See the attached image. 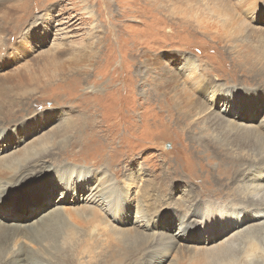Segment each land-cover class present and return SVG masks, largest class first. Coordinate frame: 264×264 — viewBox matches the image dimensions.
Masks as SVG:
<instances>
[{"label": "rangeland", "instance_id": "obj_1", "mask_svg": "<svg viewBox=\"0 0 264 264\" xmlns=\"http://www.w3.org/2000/svg\"><path fill=\"white\" fill-rule=\"evenodd\" d=\"M154 1L0 4V159L47 142L46 166L92 172L85 180L73 169L52 172L2 196L0 227L8 230L0 235L1 263L264 264V209L246 205L260 193L258 183L264 201V0H229L223 14L238 22L223 31L211 30L209 21L225 18L213 3L210 16L205 2L162 0L169 8L162 12ZM195 16L200 22L192 23ZM186 61L222 92L209 112L183 124L167 112L166 95L176 103L186 91L206 104L188 81ZM81 68L87 75H77ZM214 131L228 143L216 151L200 146ZM102 172L119 193L105 208L108 228H132L144 211L152 222L148 245L117 247L115 236L55 215L86 198L88 188H75L93 189ZM165 245L175 246L167 256Z\"/></svg>", "mask_w": 264, "mask_h": 264}, {"label": "bare ground", "instance_id": "obj_2", "mask_svg": "<svg viewBox=\"0 0 264 264\" xmlns=\"http://www.w3.org/2000/svg\"><path fill=\"white\" fill-rule=\"evenodd\" d=\"M154 1V0H153ZM157 2V5L160 4V7L158 8V10H161L162 12H165L167 9L166 4H164L162 2V0H155ZM154 1V3H155ZM182 1V0H180ZM188 1H192V2H205L207 4V10L205 12V15H210L211 16V5L212 3L214 4L213 6L217 5L215 8V14L217 15V17L221 18V17H225L223 19V23H219V21L215 22H211L209 21V24H211V30L217 25H221L220 27L222 28V31L224 29H226L227 27H229L230 24H232L233 26L237 25L236 20L234 19H230L227 15H225V13L223 14L224 8L227 4L229 6V0H188ZM254 0H240L241 3L243 2H253ZM231 2V1H230ZM239 2V4H240ZM1 3H5V0H0V4ZM188 3V2H187ZM227 3V4H226ZM189 5V3H188ZM242 5V4H240ZM221 6V7H218ZM218 7V10L216 11V8ZM237 7V6H235ZM241 7V6H240ZM227 8V7H226ZM239 9V7H237ZM226 10V9H225ZM168 11V10H167ZM229 13V12H227ZM234 13V12H232ZM29 14V13H28ZM230 15V14H229ZM237 15H239L237 13ZM235 15V16H237ZM207 17H204V21H206ZM227 18H229V20H227ZM200 17L199 16H195L194 20H192L189 17H186V20H192V23L194 22H200L199 21ZM236 19V18H235ZM242 19V18H241ZM240 19V20H241ZM241 23V22H240ZM243 23V22H242ZM239 25V24H238ZM233 26H230V28H232ZM244 26V25H243ZM242 27V24H241ZM216 28V27H215ZM219 28V27H218ZM217 28V29H218ZM224 28V29H223ZM220 29V28H219ZM235 29V28H234ZM241 29V28H240ZM243 29V28H242ZM213 31V30H212ZM215 31V30H214ZM227 31V30H226ZM232 31V30H231ZM237 31V30H236ZM240 31V30H239ZM221 33L224 32H217L216 33V37L221 38L223 35H221ZM238 33V32H236ZM231 34V33H230ZM215 37V36H214ZM216 39V38H215ZM151 66V65H149ZM186 72L189 73V79L188 81H190L195 89V93L197 90H200L201 92L198 93H204V95H202L205 99L206 104H203V102H201V100L196 99V98H191V96L185 91V95L188 97H185V99H182V101L180 102H174L175 100H173L174 98L172 96H167L166 99V103H167V112L170 114V117H177V119H179L181 121V123L184 124V121L187 122L190 120V118H201L200 116L203 115L204 113H207V111L209 109H211L215 103L214 101L217 100V97L220 96V92L221 90H217L215 89V87L212 85L211 81H208L205 78V74L204 72H201L199 65H196L194 62H189L187 63L186 61ZM82 70H77V75H81V74H85L87 75L88 72L85 71V68H81ZM170 70V69H169ZM169 70L165 71L166 75H169L170 72ZM178 74V73H177ZM179 75V74H178ZM84 78V77H83ZM173 80V81H172ZM169 82H174L175 79H171L170 77L168 78ZM187 81V80H186ZM208 81V83H210L211 87H209L208 83L205 82ZM170 83V84H171ZM175 83V82H174ZM172 83V84H174ZM167 83H165L166 85ZM169 84V83H168ZM171 84V86H172ZM180 84V83H179ZM177 84V85H179ZM189 84V83H188ZM160 86V85H159ZM175 86V85H173ZM187 86V84H186ZM159 88V87H158ZM162 88V87H161ZM164 88V87H163ZM162 88V89H163ZM166 88V87H165ZM170 88V87H169ZM175 88V87H174ZM183 88V87H182ZM177 89V88H176ZM165 90V89H164ZM169 90V89H168ZM183 91V90H182ZM222 92V91H221ZM170 93V92H169ZM183 93V92H182ZM181 93V94H182ZM176 94V93H175ZM225 94V93H223ZM173 95V93H172ZM180 95V93L177 94V96ZM201 96V97H202ZM231 96V95H230ZM231 100H233L231 98ZM238 100V99H237ZM211 104V105H210ZM241 104V103H240ZM246 105V104H245ZM247 107V106H246ZM244 110V109H243ZM209 112V111H208ZM242 112V111H241ZM218 119V118H217ZM220 120V119H219ZM195 123V120L192 121ZM228 126L230 128V131H235V134H239L240 136L243 135V131L241 129H239L238 125H234L233 122L230 123L228 122ZM187 124V123H185ZM221 124H224L221 122ZM246 126V124H244ZM195 126V125H194ZM250 128V127H249ZM195 130V129H194ZM239 130V131H238ZM247 130V129H246ZM253 131V130H251ZM258 132V131H257ZM216 133V134H215ZM254 133V132H253ZM213 134H215L216 136L213 137L212 135H208L206 137H202V140L199 138H196L194 140H196L195 142L198 143V141L200 140V146H203L204 144L209 145V147H211V150L216 151L217 149H221L218 146L223 144H227V138L225 137V135L219 131V132H213ZM226 135H228V133H225ZM250 134V133H249ZM232 135V134H231ZM246 135V134H245ZM229 137L230 134L228 135ZM237 137H240L238 135H236ZM253 137V136H252ZM261 137V136H260ZM256 138V137H255ZM199 139V140H198ZM259 140V139H258ZM225 146V145H224ZM224 148V147H223ZM50 147H47V142L41 143L38 147L34 146V147H29L27 149H25L24 151H20L17 155L15 156H9V157H5V158H1L0 159V181H6L5 185H3L2 182H0V199L2 198V196H10L16 193V190L20 189L21 186L23 185H27L31 179H32V183L34 180H36L38 177L40 176H46L49 175L50 173L53 172V176L55 175V172L57 173L58 171H65V170H69V169H73V172L70 171L71 175H79L81 176L82 180L86 179V176H90L92 175V172H89V170L85 169V168H79V169H75V168H67V167H63L62 170H52L50 167L45 165V162L43 161V159L49 154V150ZM261 149V148H260ZM48 157V156H47ZM48 161V160H47ZM97 184L95 185L96 187H94L93 189L90 188L89 186L83 188H75V192L79 193L80 191L82 193L86 192L87 188L88 191L85 195L86 198H84L83 200L81 199H77V197H75V208H71V209H67V207H65L66 209H64L62 206H59L55 211V215H63L66 216L67 218L69 217L68 220H72V221H78L79 220V225H83L84 223L91 225L92 227L95 228V232L99 233V236L102 235H107V238L109 240H113L114 237H112L111 235L115 236L116 238V246L117 247H122V245H126L127 242H132L135 243L136 247H143L145 245H148V243L151 241L150 236H148L145 231L148 230L150 228L149 224H151V220L150 218L144 214L143 212H137L136 215V226L127 229L126 227L122 230H119L117 232L112 231L111 229H109L108 227H110L108 225V221L105 215V208L111 209L113 202H114V198L115 197H119V193H117L116 191H114V186L115 183L113 182V180L104 172H102L100 175L97 176ZM263 179V180H261ZM44 180V179H43ZM261 181H264V176H262L260 178ZM35 184V183H34ZM52 184V183H51ZM259 184V183H258ZM256 185L254 184L256 190H258V192L260 191V193H262V185ZM261 184V183H260ZM40 185V184H39ZM253 185V184H252ZM264 185V184H263ZM30 187V185H29ZM116 188V187H115ZM39 189V188H36ZM253 189V190H254ZM35 190V189H34ZM41 190V189H40ZM31 191V190H30ZM46 191V190H45ZM37 192V191H36ZM41 192V191H40ZM44 192V191H43ZM253 192V191H252ZM243 193V192H242ZM260 193L257 192H253L252 193V200H248V202H246V205H252V206H257V204L261 206V208L264 209V201H260L258 200V197L260 196ZM47 194V193H46ZM157 194V193H156ZM30 196V195H29ZM33 196V195H31ZM248 197V196H247ZM35 198V197H34ZM67 198V197H66ZM65 198V199H66ZM257 198V200H255ZM263 199V198H262ZM104 201V203H103ZM40 202V201H39ZM64 202V201H63ZM82 202V204H80ZM104 206V207H103ZM260 206H258L260 208ZM61 207V208H60ZM249 207V206H246ZM262 210V209H261ZM142 211V210H141ZM54 212V211H53ZM221 213H224V211L220 210ZM264 213V212H263ZM261 213V216H264V214ZM59 217V216H58ZM79 217V218H77ZM217 218V217H216ZM240 219V218H239ZM59 220V219H58ZM62 221V220H61ZM142 221V224L144 225H140V222ZM74 222H72V225L74 224ZM77 223V222H75ZM190 223V222H189ZM43 224V223H42ZM84 224V227L85 225ZM87 225V226H88ZM190 225V224H189ZM220 225V224H219ZM42 226V225H41ZM112 226V225H111ZM185 226V225H184ZM195 226V225H194ZM11 227V226H10ZM83 227V228H84ZM115 226H112V228ZM21 228V227H20ZM106 228H108L109 230H107ZM111 228V227H110ZM117 229V228H116ZM6 227H0V235L2 234H6L7 233ZM72 230V229H71ZM105 230H107L108 232L110 231V233L106 232ZM115 230V229H114ZM264 230V229H263ZM24 231V230H23ZM66 231V230H65ZM77 231V229H76ZM10 232V231H8ZM15 232V231H14ZM26 232V231H25ZM108 233V234H105ZM241 233V232H240ZM111 234V235H110ZM146 234V235H145ZM246 234V233H245ZM8 235V234H7ZM22 235V234H21ZM38 235V234H37ZM256 235V234H254ZM253 235V236H254ZM3 236V235H2ZM20 236V235H19ZM70 236V233H67L66 238ZM75 236V235H74ZM72 236V237H74ZM77 236V235H76ZM75 236V237H76ZM244 236V235H243ZM4 237V236H3ZM14 237L15 234H14ZM63 237V235H62ZM233 237V236H232ZM13 239V237H12ZM64 239V237H63ZM70 239V237H69ZM252 239V237H251ZM250 239V240H251ZM6 240V239H5ZM59 240V239H58ZM57 240V241H58ZM71 240V239H70ZM240 240V239H239ZM8 241V240H7ZM41 241V240H40ZM55 241V240H54ZM89 243L91 242L88 239ZM225 241V240H224ZM227 241V240H226ZM225 241V243H226ZM254 241V240H253ZM10 242V241H9ZM70 242V241H69ZM75 242V241H74ZM85 242V241H84ZM222 242V241H221ZM259 242V241H258ZM257 242V243H258ZM51 243H54L53 241ZM72 243V242H71ZM115 243V242H114ZM224 243V244H225ZM247 243V242H246ZM254 243V242H253ZM256 243V244H257ZM3 244V243H2ZM11 244V243H10ZM62 244V243H61ZM249 244V243H248ZM255 244V243H254ZM7 245V244H6ZM18 243H15L13 246V250H15L17 248ZM67 245V244H66ZM227 245V244H226ZM259 245V244H258ZM4 246V245H3ZM22 246V245H21ZM246 246V244H245ZM46 247V246H45ZM90 245L87 244L83 247V249H90ZM251 247V246H250ZM261 247V246H260ZM259 247V249H260ZM44 248V246L42 247ZM56 248V247H55ZM66 248V246L64 247ZM165 248L167 249L166 252V256L168 252H171L175 246H167L165 245ZM179 248V247H178ZM21 249V248H18ZM18 249L17 252H18ZM51 249V248H49ZM68 249V248H67ZM66 249V250H67ZM81 248V250L79 251V253L83 254L84 251ZM93 249V248H92ZM217 249V248H216ZM60 250V249H59ZM208 250V249H207ZM210 250V249H209ZM221 250V249H220ZM223 250V249H222ZM221 250V251H222ZM65 251V250H64ZM68 251V250H67ZM66 251V252H67ZM178 251V250H177ZM220 251V252H221ZM5 252V251H4ZM3 252V253H4ZM20 252V251H19ZM23 252V251H22ZM21 252V253H22ZM46 252V251H45ZM52 252V251H51ZM77 252V251H76ZM88 252V251H87ZM218 252V251H217ZM219 252V253H220ZM12 252H10L11 254ZM63 253V252H62ZM215 253V252H214ZM2 254V251H1ZM7 254V253H6ZM44 254V253H43ZM59 254V253H58ZM57 254V255H58ZM80 254V255H81ZM209 254V253H208ZM255 254V253H253ZM60 255V254H59ZM250 255V254H249ZM18 256V255H17ZM33 256V255H32ZM31 256V257H32ZM166 256H164L166 258ZM212 256V255H211ZM220 256V255H218ZM254 256V255H253ZM264 256V255H263ZM13 257V256H11ZM24 257V256H22ZM31 259V258H30ZM221 260V259H220ZM27 261V260H26ZM33 261V260H32ZM219 261V260H218ZM225 261V260H224ZM3 262V258L0 255V263ZM7 262V261H6ZM24 262V261H23ZM49 262V261H48ZM162 262V261H161ZM168 259H166L163 263L161 264H167ZM3 264V263H1ZM33 264V263H32ZM66 264H71V262H66Z\"/></svg>", "mask_w": 264, "mask_h": 264}, {"label": "snow or ice", "instance_id": "obj_3", "mask_svg": "<svg viewBox=\"0 0 264 264\" xmlns=\"http://www.w3.org/2000/svg\"><path fill=\"white\" fill-rule=\"evenodd\" d=\"M201 94H202V95H204V93H203V92H202Z\"/></svg>", "mask_w": 264, "mask_h": 264}]
</instances>
